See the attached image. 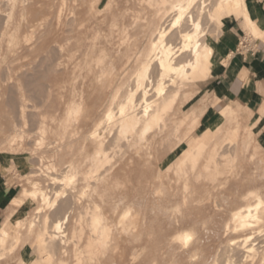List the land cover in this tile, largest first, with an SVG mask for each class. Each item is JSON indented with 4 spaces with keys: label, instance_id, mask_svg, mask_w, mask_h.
I'll return each mask as SVG.
<instances>
[{
    "label": "rangeland",
    "instance_id": "rangeland-1",
    "mask_svg": "<svg viewBox=\"0 0 264 264\" xmlns=\"http://www.w3.org/2000/svg\"><path fill=\"white\" fill-rule=\"evenodd\" d=\"M158 3L160 0H0V162L19 184L6 217L21 224L14 229L18 239L10 238L0 244V264H77L75 253L87 249L88 219L95 201L99 206L92 213L103 212L114 239H108L106 244L111 247L104 256L93 254L80 264L239 263L234 258L242 254L244 247H251L248 258L254 255L253 264L262 259L264 262V210L254 229L225 231V225L233 224L231 216L238 206L256 201V196L244 199L249 190L254 189L264 202V149L257 138L264 123L254 129L256 122H250L230 106L227 112H219L213 105L216 98L207 89L208 77L200 83L183 84L171 111L166 113V128L148 135L153 139L155 159L147 162L146 158L134 166L111 163L113 168L109 171L106 166L103 172L112 174L108 182L98 184L99 193L93 191L92 183L86 186L84 175L80 174L86 166L91 167L90 158L96 150V145L85 138L87 131L92 130L103 112L101 99L114 90L110 80L117 74L114 71L110 76L111 67L126 62L124 56L145 43L141 29L148 28L155 19ZM240 19L223 17L221 28L206 24V32L210 31L206 36H212L216 46L226 25L239 20L241 30L252 43L264 41L250 33ZM177 40L172 38L174 43ZM135 41L137 44L133 45ZM131 68L124 80H132ZM77 104L81 106L79 111L69 114V106ZM203 141L205 153L196 170L191 171L190 162L184 164L185 170H175L186 150ZM110 148L106 149L114 151L115 156V148ZM211 152L215 159L210 164L216 163L217 170L205 174L203 166ZM117 157L118 154L112 162ZM69 161L77 164L79 174L75 176V191L61 200H65L63 214L71 203L76 207L71 211L73 216L69 214L67 227L64 225L67 231L63 228L67 239L74 238L57 249L58 256L42 258L35 241L39 226L28 231L39 203L27 192L62 191L65 184L61 178ZM186 174L191 177L187 189L183 188ZM83 189L80 194L85 195L79 196ZM89 192L91 196H87ZM71 197L81 198V207L74 205ZM90 205L91 209H83ZM126 208L129 209L125 211ZM85 209L89 214L81 211ZM84 214L89 217L86 219ZM50 215L52 222L55 217H62ZM79 220L81 226L75 224ZM48 223L46 230H51L52 223ZM183 229L192 234L188 245L174 237ZM247 234L251 239L244 243ZM227 252L235 255L232 261L226 259Z\"/></svg>",
    "mask_w": 264,
    "mask_h": 264
},
{
    "label": "bare ground",
    "instance_id": "bare-ground-1",
    "mask_svg": "<svg viewBox=\"0 0 264 264\" xmlns=\"http://www.w3.org/2000/svg\"><path fill=\"white\" fill-rule=\"evenodd\" d=\"M167 3H170L168 4L169 6H166ZM156 6L158 9L155 13V19L148 25V28L147 26H143L141 29H144L143 34L146 38L145 43L142 44V46L138 44V46L136 45L137 47H135L133 46L137 44L135 41L132 45L133 47H131H135V50L132 51L133 53L130 55L127 54L128 56L125 54L126 56H124L127 57V61H121L116 68L111 67L112 69L109 72L110 76L114 71L117 74L113 80H110L111 85L113 84L114 86V90L109 96L105 95L103 99H101V108L103 112L101 116L95 120L92 130L89 132L87 131L88 134L85 137L96 145V150L90 158L91 165L89 166L91 167L88 168V166H86V170L80 172V174L83 173L86 186H89L91 183L94 185H91L93 188L90 187L93 191L95 190V193L98 192L96 189L100 187L98 185L99 183L105 180L108 182L107 179H110L108 176L112 173L110 172V174L108 171L113 168L115 162L116 164L122 163L128 166L135 162L139 164L143 161L145 162L146 158L147 162L155 159L153 139L149 138L148 135L153 132H161L166 128V116L169 113L168 111L172 109L173 103L177 99L182 85L188 82L206 79L214 65L212 53L215 48V39L212 36H206L207 33L210 32H206V24L212 23L218 28H221L224 23L222 20L223 17H241L244 27L248 29L250 33L264 38V29H260L256 21L251 18L246 0H160V3ZM162 8H164V10H162ZM174 37H177L179 41L177 40L178 42L175 41V43L172 42V38ZM129 66L133 67V69L131 68L133 74L132 80H124L123 77L128 72ZM213 105L217 107L218 111L221 113L225 112L229 107L228 105H223L220 100H216ZM80 108L81 106L79 104L69 106L68 112L72 115L74 114L73 112L79 111ZM232 139H235V136ZM110 146L115 148V152L118 154L117 160H114V162H112V158H115L117 154L114 156L112 155L114 151L108 152L106 148H110ZM205 148L206 142L204 141L195 143L188 148L184 158L177 164L175 170L183 171L184 164L190 162L191 171H193L197 167L200 158H203ZM129 154L131 155L129 156ZM214 159V152L207 155L205 159L206 163H203V172L205 174H212L217 170L216 163L214 165L210 164ZM73 163V161L67 162V168L64 169V171H66L61 178L63 182L61 183L65 184V186L64 189L62 188V191L58 189L52 193L44 190L27 192V195H29L31 199H36L39 203L35 208L33 219L28 223V231H32V228L36 225L39 226V229L36 231L35 241L42 258L55 255L58 256L59 253L57 249L60 247L62 248V245L64 246L66 242L68 243L74 238L72 236L70 239H67L68 236L67 238L65 237L66 234H64V232L67 231V228L64 227L68 224L67 222L70 221L69 214H72L71 211H73L72 209H74L75 206L73 207L72 203H69L71 206H69L63 214L65 200H61L65 198V196H69V193L71 194V192L73 193L75 191L72 189L76 186L75 176L77 178L78 176L76 174H79V172L77 171L78 169H76L77 164L74 166ZM111 163H113V165ZM108 165L109 169L108 171L105 170L107 172L106 174L103 170L106 166L108 167ZM52 168L54 169L56 167L54 166ZM121 168L122 167H120V169ZM178 175H180V173ZM199 176L200 173H198V177ZM157 177H159V174ZM183 178V188L187 189L191 177L189 174H186ZM53 180L54 182L56 181L55 177L54 179L52 178V181ZM58 182L59 181L56 183ZM65 188L67 189L65 190ZM91 188H89V190H92ZM84 189L79 192V196L81 192L85 191ZM82 195L84 196L85 194ZM245 195L244 199L256 196V201L254 203H246L244 206H238L231 216L233 224L230 226L228 224L225 225V231L226 228H233V231L237 232H243L252 227L254 229V223H258L261 220L263 214L262 210H264L263 199L254 189L249 190ZM87 196H91L90 192ZM78 197H75V200L73 199L74 197H71L74 201V205L81 204H79V199L81 200V198ZM88 202L90 203V201ZM91 202L93 201L91 200ZM95 202H93L95 206H92L94 209H91V205L83 207V209L90 207L92 210L90 211L91 214H89V211H86V209L81 210L83 212L85 211V213L89 214L91 217L88 219L90 220L89 224L87 222L89 225L87 226L90 227L89 231L87 230L89 235L86 238L85 244L87 249H79V251L75 253L77 264H80L85 257H92L93 254L100 257L104 256L107 249L111 247L106 243L114 239L112 230L110 229V222L102 215L103 212L100 213L99 210H97V214L92 213L94 210L96 211L95 208L99 206V204L97 205ZM83 204L87 205V202ZM128 209L126 208L125 211ZM60 212L62 217H55L57 219L53 220V222L49 221V217L51 216L50 213L58 216L61 215L58 214ZM75 214H77V212ZM71 216H73V214ZM84 217L87 219L89 216L87 215L86 217L84 214ZM81 219L82 218H80V220ZM80 220L77 223H73L80 225ZM48 222L52 223L51 230H46ZM20 225L19 220L12 222L10 216H7L0 225V244L3 245L10 238L14 240L18 239L16 234H14V229H18L21 227ZM74 229L75 228H73V230ZM75 231L72 232L74 233ZM228 232L230 231L228 230ZM250 234L245 235L242 242L246 243L249 241L251 239ZM191 236L190 230L183 229L177 232L174 237L181 241V244H187L190 242ZM80 237H82V235L79 236L78 241L82 239ZM178 240H176V242ZM233 241L234 240H232L231 245L235 243ZM240 248L237 249L240 250ZM244 248H241L242 254L240 255L237 254L235 256L231 254V252H227L228 254L226 253V259L229 261L233 260V256H235L234 259H239L236 260L239 261V263L233 262L229 264H249L248 260H251L250 264H253L254 255H250L251 259L248 258V255L252 253L251 247L248 249ZM239 250H236L235 253H241ZM132 255H134V251ZM247 258L248 260H246ZM61 260L62 259L59 257V261ZM262 261L258 262V264H263L264 262Z\"/></svg>",
    "mask_w": 264,
    "mask_h": 264
},
{
    "label": "crops",
    "instance_id": "crops-1",
    "mask_svg": "<svg viewBox=\"0 0 264 264\" xmlns=\"http://www.w3.org/2000/svg\"><path fill=\"white\" fill-rule=\"evenodd\" d=\"M246 3L251 18L264 29V0H246ZM241 27L239 20L228 23L223 38L217 41L207 89L215 101L220 100L236 113L247 116L250 122H256L253 128L257 129L264 123V41L257 40L252 52L237 51L245 35ZM257 138L264 149V129L258 130ZM18 186L17 177L8 173L0 162V223L6 217L10 201L16 197Z\"/></svg>",
    "mask_w": 264,
    "mask_h": 264
},
{
    "label": "built area",
    "instance_id": "built-area-1",
    "mask_svg": "<svg viewBox=\"0 0 264 264\" xmlns=\"http://www.w3.org/2000/svg\"><path fill=\"white\" fill-rule=\"evenodd\" d=\"M252 39H250L249 36L244 35L243 38L239 41L237 46V51L240 52H252V49L254 48L255 44L252 43Z\"/></svg>",
    "mask_w": 264,
    "mask_h": 264
}]
</instances>
